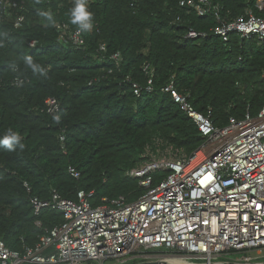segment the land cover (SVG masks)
<instances>
[{
  "label": "trees",
  "instance_id": "obj_1",
  "mask_svg": "<svg viewBox=\"0 0 264 264\" xmlns=\"http://www.w3.org/2000/svg\"><path fill=\"white\" fill-rule=\"evenodd\" d=\"M18 1L27 6L20 28L0 8V33H7L0 46V137L9 129L22 137L14 151L0 146V239L13 250L34 247L46 229L63 221V214L51 208L36 215L31 196L49 199L56 189L74 199L83 189L95 191L94 204L120 195L132 201L143 188L127 171L142 161L154 137L189 153L201 145L195 122L162 91L171 80L179 91L190 92V101L210 112L217 126L248 110L256 115L264 105V39L233 33L224 41L211 31L218 24L213 13L201 16L180 6V0H96L88 4L94 28L84 34V47L76 48L61 41L55 27L64 21L76 29L70 23L74 0ZM255 1L214 0L231 16L248 7L264 16ZM42 12L51 13L52 20ZM190 28L210 34L188 39ZM26 55L42 64L47 75L27 69ZM145 63L154 67V90L138 97L133 83L146 86ZM16 77L24 79L21 85ZM48 97L60 102L58 119L46 110ZM63 132L64 143L59 138ZM71 165L80 177L71 175ZM240 254L246 253L231 252L220 260H264L242 262L246 255Z\"/></svg>",
  "mask_w": 264,
  "mask_h": 264
},
{
  "label": "built area",
  "instance_id": "obj_2",
  "mask_svg": "<svg viewBox=\"0 0 264 264\" xmlns=\"http://www.w3.org/2000/svg\"><path fill=\"white\" fill-rule=\"evenodd\" d=\"M95 1L88 0V4ZM179 4L201 16L213 13L218 24L211 31L224 41H229L233 33L264 39V16L251 7L231 16L214 0H180ZM0 8L6 16H14L16 28L23 26L27 12L24 1L0 0ZM255 8L264 11V0H256ZM180 19L177 17V21ZM55 27L61 41L84 47L85 35L77 28L64 21H56ZM209 34L190 28L186 38ZM35 44V40L30 42L31 46ZM101 49L106 50V45ZM113 58L121 61L119 54ZM143 71L146 86L133 83L138 97L144 90H154V67L145 63ZM23 81L15 78L17 85ZM162 91L170 94L195 122L203 138L201 145L189 153L160 136L154 137L142 161L127 171L143 188L132 201L120 195L94 204L95 191L83 189L74 199L64 198L56 189L49 199L31 196L36 215L51 208L63 214V221L46 229L39 242L24 252L11 249L0 239L1 264H83L158 251L209 263L231 252L255 251L264 257V105L256 115L248 110L242 117L232 116L227 124L217 126L211 113L199 111L190 101L191 93L179 91L174 80ZM45 104L48 113L59 116L57 98L48 97ZM59 138L64 143V132ZM69 172L80 177L72 165ZM24 185L30 192L29 183ZM36 224L42 226L40 220Z\"/></svg>",
  "mask_w": 264,
  "mask_h": 264
},
{
  "label": "clouds",
  "instance_id": "obj_3",
  "mask_svg": "<svg viewBox=\"0 0 264 264\" xmlns=\"http://www.w3.org/2000/svg\"><path fill=\"white\" fill-rule=\"evenodd\" d=\"M41 15L47 16L49 21L52 20L51 13L42 12ZM70 23L75 25L77 31L81 34L90 33L94 28V13L90 11L88 0H74L73 6L70 9ZM7 37V33H0V46H3V40ZM23 63L27 69L33 73H39L41 76L47 75V69L40 63L36 62L32 56L23 57ZM58 119V117H57ZM22 140L18 132L9 129L3 137H0V146L7 151H14L15 145ZM23 147V144H21Z\"/></svg>",
  "mask_w": 264,
  "mask_h": 264
},
{
  "label": "rangeland",
  "instance_id": "obj_4",
  "mask_svg": "<svg viewBox=\"0 0 264 264\" xmlns=\"http://www.w3.org/2000/svg\"><path fill=\"white\" fill-rule=\"evenodd\" d=\"M245 256V261L242 262H251L253 261V259L259 258L260 255L255 252V251H249L246 252ZM243 254H240L239 256L241 258L244 257ZM191 257H187V256H181L180 254L177 253H172V252H166V251H158V252H146V253H138V254H134V255H130L122 260L119 261H106V262H96V261H90L89 262H85L83 264H111V263H119V264H140L142 262H146V261H157V260H162L164 262L167 263H172L173 259H176L177 264H181V263H185L188 261H201L203 262L201 259H190ZM241 258L237 257L236 260L240 261ZM221 261V260H219ZM261 264H264V260L262 261Z\"/></svg>",
  "mask_w": 264,
  "mask_h": 264
},
{
  "label": "water",
  "instance_id": "obj_5",
  "mask_svg": "<svg viewBox=\"0 0 264 264\" xmlns=\"http://www.w3.org/2000/svg\"><path fill=\"white\" fill-rule=\"evenodd\" d=\"M261 263L262 262L260 263H228L225 261H212L211 263H209V262H201V261H188V262L181 263V264H261ZM140 264H170V263L164 262L162 260H157V261H146Z\"/></svg>",
  "mask_w": 264,
  "mask_h": 264
},
{
  "label": "bare ground",
  "instance_id": "obj_6",
  "mask_svg": "<svg viewBox=\"0 0 264 264\" xmlns=\"http://www.w3.org/2000/svg\"><path fill=\"white\" fill-rule=\"evenodd\" d=\"M176 262V259H173L172 263Z\"/></svg>",
  "mask_w": 264,
  "mask_h": 264
}]
</instances>
